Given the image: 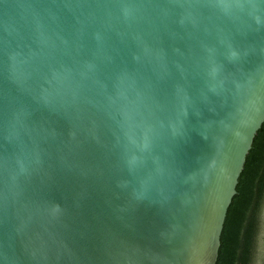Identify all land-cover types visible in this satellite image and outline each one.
<instances>
[{"label":"water","instance_id":"obj_1","mask_svg":"<svg viewBox=\"0 0 264 264\" xmlns=\"http://www.w3.org/2000/svg\"><path fill=\"white\" fill-rule=\"evenodd\" d=\"M264 123V0H0V264H216Z\"/></svg>","mask_w":264,"mask_h":264},{"label":"trees","instance_id":"obj_2","mask_svg":"<svg viewBox=\"0 0 264 264\" xmlns=\"http://www.w3.org/2000/svg\"><path fill=\"white\" fill-rule=\"evenodd\" d=\"M216 264H264V123L227 210Z\"/></svg>","mask_w":264,"mask_h":264}]
</instances>
